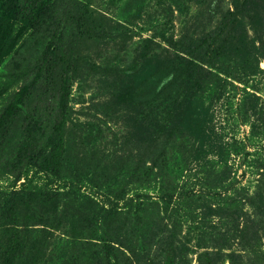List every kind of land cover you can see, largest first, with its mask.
I'll return each mask as SVG.
<instances>
[{"label": "rangeland", "instance_id": "1", "mask_svg": "<svg viewBox=\"0 0 264 264\" xmlns=\"http://www.w3.org/2000/svg\"><path fill=\"white\" fill-rule=\"evenodd\" d=\"M9 17L0 116L29 95L0 137V264L15 224L17 264H264V0H0ZM184 51L206 79L172 92L157 72ZM64 64L54 175L17 155L52 134Z\"/></svg>", "mask_w": 264, "mask_h": 264}, {"label": "trees", "instance_id": "2", "mask_svg": "<svg viewBox=\"0 0 264 264\" xmlns=\"http://www.w3.org/2000/svg\"><path fill=\"white\" fill-rule=\"evenodd\" d=\"M17 10H13L14 13ZM32 15H30L29 21H24V25L29 28L33 24ZM14 19L7 18L0 24L1 38H0V62L9 54L19 40V33L14 34ZM180 47L179 49H181ZM184 55L175 52L174 55L168 60L167 64L160 67L157 76L166 79V87L169 90L177 91L183 84L195 80L197 84H201L206 79L204 74V64L202 59L194 55L193 52L184 51ZM222 53H219V55ZM65 63V62H64ZM73 77L70 74L66 64L62 65L61 72L59 73L60 81V96H61V109L58 114L57 120L54 125L52 134L48 137L46 143L42 146H38V140L35 133L32 131L26 136L23 141L19 152V161H29L31 163L42 165L43 170L47 173L59 175L64 161L65 155V136L66 125L68 115V100L71 93V86L73 84ZM29 95V88H22L8 104L3 113L0 116V137H4L10 123L15 115L20 110L22 104L25 102L26 97ZM2 139H0L1 141ZM264 176V172L262 173ZM264 179V177H263ZM258 199V202L254 201ZM262 194L256 191L249 197V202L258 209L263 208ZM54 209L53 211H56ZM31 240V230L24 229L18 225H14L10 228L8 240L2 249L3 264H17L18 260L24 255L32 252L33 245ZM168 264H173L172 259L168 261Z\"/></svg>", "mask_w": 264, "mask_h": 264}]
</instances>
